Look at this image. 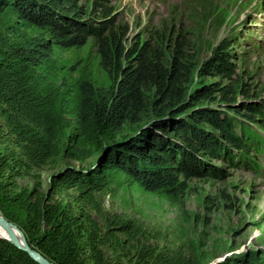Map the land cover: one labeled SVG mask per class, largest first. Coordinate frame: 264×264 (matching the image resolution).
<instances>
[{
	"label": "trees",
	"instance_id": "trees-1",
	"mask_svg": "<svg viewBox=\"0 0 264 264\" xmlns=\"http://www.w3.org/2000/svg\"><path fill=\"white\" fill-rule=\"evenodd\" d=\"M81 10L79 0H0V212L53 264H205L210 252L189 235L174 249L160 247L133 219L103 220L96 195L112 186L131 191L129 176L137 191L171 202L203 177L207 158L238 166L237 155L257 171L251 160L264 154L255 129L264 104L242 115L234 107L193 111L218 93L235 105L227 48L202 67L180 36L168 54L152 41L127 50L112 20L91 30L75 20ZM88 33L99 45V74L87 61L50 74L51 49L77 53ZM206 74L231 84L197 86ZM89 160V171L66 166ZM63 164L45 191L36 172ZM26 178L32 188L19 184ZM71 189L79 191L74 203L56 198ZM0 264L39 263L0 238Z\"/></svg>",
	"mask_w": 264,
	"mask_h": 264
},
{
	"label": "rangeland",
	"instance_id": "rangeland-1",
	"mask_svg": "<svg viewBox=\"0 0 264 264\" xmlns=\"http://www.w3.org/2000/svg\"><path fill=\"white\" fill-rule=\"evenodd\" d=\"M79 6L82 10L75 20L82 27L89 23L92 30L101 27V21L112 20L114 25L110 26L115 28L127 50L152 41L168 54L180 36L189 48L186 55L194 56L202 67L219 46L227 48L231 53L229 65L235 70L234 79L239 84L235 105L220 102L218 93L201 101L193 111L213 108L222 112L234 107L242 115L264 104V0H79ZM84 40L85 46L77 53L51 49L49 73L58 72L61 64H76L79 68L87 61L99 74L96 37L88 33ZM197 82V86L231 84L221 76L207 74L197 77ZM177 118L173 122L180 119ZM259 119L262 121L255 129L264 136V117ZM206 160L203 177L189 181L185 194L171 202L137 191L129 176L126 180L131 191L112 186L97 194L103 220L115 216L133 219L158 237L160 247L174 249L172 242L179 246L178 238L189 235L198 248L210 252L205 264H264V154L251 160L257 171L242 167L245 164L237 155L238 166H231L226 160ZM93 163V160L68 162L66 166L89 171ZM66 166L36 172L45 191L52 175ZM18 182L29 188L35 183L32 178ZM78 196L79 191L71 189L56 198L70 204ZM106 254L109 260L114 259L108 250Z\"/></svg>",
	"mask_w": 264,
	"mask_h": 264
},
{
	"label": "water",
	"instance_id": "water-1",
	"mask_svg": "<svg viewBox=\"0 0 264 264\" xmlns=\"http://www.w3.org/2000/svg\"><path fill=\"white\" fill-rule=\"evenodd\" d=\"M169 117H170V115L163 117L162 120H166ZM150 124L151 123H149V125L148 124L144 125V129H147L150 126ZM0 225H2L5 228V230L8 232V234L10 236V238L0 237L1 239H5V240L11 242L12 244H14L16 247L22 249L24 252L28 253V255L34 261H36L39 264H53L50 261H48L44 256H42L37 250H35V248L30 247L26 241L24 234L21 232V230L16 225H14L13 223L6 220L4 218V216L1 214V212H0ZM13 228L16 229L23 236L22 244H19L16 241L15 237L13 236V233H12Z\"/></svg>",
	"mask_w": 264,
	"mask_h": 264
},
{
	"label": "bare ground",
	"instance_id": "bare-ground-1",
	"mask_svg": "<svg viewBox=\"0 0 264 264\" xmlns=\"http://www.w3.org/2000/svg\"><path fill=\"white\" fill-rule=\"evenodd\" d=\"M14 231L17 232V233H15ZM12 233H13V236L15 237L16 241L19 244H22L23 236L14 228L12 229ZM0 237L10 238L8 232L5 230V228L2 225H0Z\"/></svg>",
	"mask_w": 264,
	"mask_h": 264
}]
</instances>
